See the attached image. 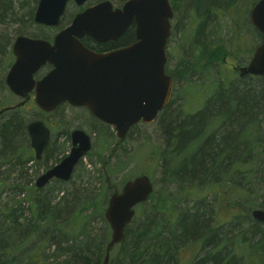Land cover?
Wrapping results in <instances>:
<instances>
[{"label":"trees","instance_id":"1","mask_svg":"<svg viewBox=\"0 0 264 264\" xmlns=\"http://www.w3.org/2000/svg\"><path fill=\"white\" fill-rule=\"evenodd\" d=\"M256 1L186 0L185 8L192 14L196 32L194 40L198 41L212 13L217 16L220 9L233 15V39L241 38L242 30L236 25L244 24L245 13ZM12 2L0 0V23L12 13ZM172 2L176 8V1ZM34 3L37 1L34 0ZM35 6L30 8L29 21L33 20ZM241 11L240 19L237 12ZM194 17L198 20L197 25ZM42 35L37 34L35 37ZM130 36L127 30L114 43H95L88 37H83L81 41L94 51H102L107 46L126 42ZM42 37L49 39L46 34ZM1 43L0 39V54L8 64L12 54ZM205 45L203 42L202 48ZM238 77L243 81L242 77ZM247 77L254 78L255 75ZM256 77L261 78L264 84L263 77ZM243 84L236 91L234 88L226 92L216 90L204 101L203 107L193 114L182 117L168 115L171 99L160 111L156 121H161L164 137L165 149L160 153L163 156V176L169 183L186 186L189 192L200 190L205 194L200 197L187 195L188 204L178 208L175 204L170 207L166 197L155 196L153 190L147 201L137 205L139 213L136 215L135 212L126 226L123 240L111 250L110 255L115 253L116 258L109 257L108 264H180V251L190 245H198L201 255L192 258L188 264H264V223L250 216L252 208L264 209V165L260 162V156L264 153V127L259 129L256 138L248 140H242L241 132L236 130L238 127L235 123L241 127L246 119L252 121L258 107L256 93L252 87ZM216 117L227 119L228 124H222L216 131L207 130ZM100 124L107 127L102 122ZM24 129L26 125L23 119L16 112L12 113L0 125V143L11 148ZM97 132L102 133L103 130L98 129ZM50 148L51 144L46 147V151L49 152ZM91 149L88 153H91ZM109 157L98 152L100 168L96 173L86 169L81 159L72 176L79 179V175H85L89 179L90 174H97L100 179L104 177L109 188ZM48 167L46 165L45 169ZM69 181L55 182L61 185ZM259 183L262 184V191L255 195L252 185ZM220 187L222 189L219 191L217 188ZM210 193L216 195L215 202L208 200ZM104 202L103 193L88 191L86 194L77 189L72 192V200L66 205L60 202L61 207L57 210L56 205L46 201H42L43 206L38 209L33 204L32 217L23 224L19 221V207L5 208V212L0 214V264L7 262L10 251L13 256L11 260L18 259V255L15 256L18 246L11 243L20 231L22 243L28 242L30 235L37 232L42 235L39 243L48 242L53 248L52 253L45 255L36 249L30 256L21 259L22 264H101L110 229L108 226L107 232L100 237L92 236L89 223L92 216L98 215L108 225L103 215ZM88 209L90 212L84 214L83 211ZM243 223H247L245 228ZM49 258L52 260L47 262Z\"/></svg>","mask_w":264,"mask_h":264},{"label":"rangeland","instance_id":"2","mask_svg":"<svg viewBox=\"0 0 264 264\" xmlns=\"http://www.w3.org/2000/svg\"><path fill=\"white\" fill-rule=\"evenodd\" d=\"M110 1L120 5L125 0ZM175 1L173 29L167 41L165 63V72L173 77V92L168 115L176 114L182 117L193 114L203 107L204 101L216 90L225 91L228 89L229 91L234 88L236 91L237 87L240 90L245 83L247 87H252L256 93L258 107L252 121L248 122L247 120L250 119H246L241 127L236 123L235 126L238 127L236 130L239 129V133L241 132L242 140L256 138L259 129L264 127V84H262L261 78L256 76L250 78L245 75L241 81L238 77V70L234 71L230 67L233 63L247 64L254 47L261 40V36L249 20L250 9L245 13L244 24L236 25L242 30L241 38L233 39V15L231 16L224 9H220L217 16L212 13L204 27V32L200 34L197 41L193 37L196 32L193 28L192 14L190 15L188 9L185 8L186 0ZM34 5H36L34 0H13L12 13H9L8 17L0 23L1 45H5L8 52L11 53V44L17 35L35 37L37 34H46L49 35V39L43 38V35L38 38L51 41L56 32L69 24V17L76 12V5L69 2L59 25L46 27L34 23L33 20H28V13ZM237 14L241 19L242 11ZM194 20L197 25L198 20L195 17ZM203 42L207 45L202 48ZM4 59L0 54V109L18 102L4 84L6 72L14 59L13 55L8 64L4 62ZM14 112L23 119L25 125L32 119L41 118L47 125H51L49 127L52 134L49 152L38 161L33 158L25 129L17 136L14 146L11 148H6L0 143V214L5 212L7 207L10 209L19 207V212L21 211L19 221L22 224L32 217L33 204L38 209L43 206L42 201H46L50 205H56L57 210L58 207H61V203L66 205L72 200V192L77 189L86 194L88 191L95 194L103 193L105 206L113 188L119 190L126 180L141 174L149 176L153 183L155 196L166 197L170 207L175 204L178 208H184L188 204L187 195L200 197L205 194L200 190L189 192L185 189L186 186L169 183L163 176V156L160 153L165 149V146L160 120H155L150 124L139 123L128 131L123 140H118L111 126L103 127L84 108L62 104L50 114L38 116L35 104L26 103L24 107L3 113L0 116V125ZM216 118L207 130L216 131L222 124H228L227 119ZM75 128L84 130L91 138V153L86 154L82 159V165L86 169H92L96 173V170L100 168V163L97 160L98 152L104 156H110L108 164L110 187L107 188L104 177L100 179L97 174H90L89 179L85 175H79V179L74 175L68 183L60 185L52 181L44 188L34 190V181L45 169V166L55 164L67 155L70 147L67 135ZM98 129L103 132H97ZM116 142L118 146L116 145L117 147L112 150ZM260 162L264 165V153L260 156ZM256 185H252L255 195L262 191V184ZM217 189L220 191L222 188ZM208 200L215 202L216 195L210 193ZM58 203L60 204L58 205ZM89 212L90 209L83 211L84 214ZM135 212L138 215L139 208L136 207ZM67 217L65 218L67 219ZM89 225H91L90 235L92 236L100 237L108 230V225L98 215L90 218ZM246 226L247 223H243V228ZM21 234V231L19 234H15L11 243L18 246L15 254V256L18 255V259L11 260L13 256L10 251L5 264H22L21 259L30 256L36 249H39L40 253L44 255L52 253L53 248L48 242L39 243L41 234L37 232L31 234L28 242L24 243L20 241ZM108 239L109 236L106 241ZM39 246L41 247L39 248ZM200 255L198 245L187 246L180 251L179 263L188 264L192 258ZM110 257L116 258V254L112 253ZM51 260L49 258L47 262ZM53 260L56 259L53 258Z\"/></svg>","mask_w":264,"mask_h":264},{"label":"water","instance_id":"3","mask_svg":"<svg viewBox=\"0 0 264 264\" xmlns=\"http://www.w3.org/2000/svg\"><path fill=\"white\" fill-rule=\"evenodd\" d=\"M68 1L37 0L34 23L58 26ZM73 1L80 6L87 0ZM172 16L169 0H126L119 8H112L111 2L104 0L77 12L51 41L17 35L11 44L14 59L5 75L8 89L24 98L14 106L23 105L31 91L36 106L45 112L63 102L85 106L93 117L113 128L118 140H123L132 126L154 122L171 99L173 80L165 72V45ZM249 20L261 40L247 64L238 68V75L264 78V0L251 6ZM131 24L135 41L128 46L100 53L81 41L83 37L95 42L116 40ZM46 64L52 68L35 81L33 74ZM8 108L0 109V114ZM26 131L34 158L39 160L49 141V129L35 119L27 123ZM70 141L67 155L36 177V188L52 179L70 180L75 166L90 150L91 138L75 128ZM153 189L145 174L126 180L119 190L113 188L103 213L110 236L101 264H108L111 250L123 240L126 226L135 215V206L147 201ZM250 216L264 223V209L252 208Z\"/></svg>","mask_w":264,"mask_h":264},{"label":"flooded vegetation","instance_id":"4","mask_svg":"<svg viewBox=\"0 0 264 264\" xmlns=\"http://www.w3.org/2000/svg\"><path fill=\"white\" fill-rule=\"evenodd\" d=\"M100 1H104V0H94V1H92V0H87L83 5H76L75 3H74V1L73 0H69L68 2H67V4L69 3V2H72V3H74L75 5H76V12L72 15V17H71V19L73 18V16L77 13V12H79V11H81V10H83L84 8H86V7H89V6H92V5H95V4H97L98 2H100ZM110 1V0H109ZM126 1V0H125ZM124 1V2H125ZM111 2V4H112V8H119V7H121L122 5H123V3H121L120 5H116V4H114L112 1H110ZM169 2H170V4H171V6H172V11H173V2H172V0H169ZM67 6V5H66ZM173 15H174V11H173ZM71 19H70V21H71ZM173 19V16H172V18L170 19V34H169V36H168V38H167V40H166V45H165V52H166V56H167V41H168V39H169V37H170V35H171V32H172V29H173V25H172V20ZM129 31L130 33H131V36H130V38L126 41V42H123V43H117L116 45H114V46H107V48H105L104 50H102V51H96V52H100V53H102V52H108V51H111V50H114V49H117V48H121V47H124V46H128V45H130L131 43H133L134 41H135V28H134V24H131L126 30H125V32L126 31ZM124 32V33H125ZM124 33L119 37V38H117L116 40H110V41H106V42H95L94 40H92V41H94L95 43H102V44H104V43H114L115 41H117L118 39H120L123 35H124ZM166 63V62H165ZM241 66H243V65H238V64H232L230 67L235 71V70H238V68L239 67H241ZM52 68V66L51 65H49V64H46V65H44V66H42V67H39L36 71H35V73L33 74V79L35 80V81H37V80H39V79H41L50 69ZM246 76H249V75H246ZM244 77V76H243ZM172 80H173V77H172ZM4 84H5V86L7 87V85H6V83H5V78H4ZM8 88V87H7ZM9 90V89H8ZM10 91V90H9ZM10 93L14 96V98H16L17 100H18V102L17 103H19V102H21L22 100H24V98L23 97H21V96H19V95H16V94H14V93H12L11 91H10ZM26 103H33V104H35V101H34V93H33V91H31V92H29V97H28V99L24 102V104L23 105H21L22 107H24L25 106V104ZM62 104H68V103H66V102H63V103H61L60 105H62ZM15 105V104H14ZM14 105H9V106H5V107H9L7 110H4V111H8V110H12V109H14V108H16V107H19V106H14ZM60 105H58L56 108H58ZM68 105H70V104H68ZM70 106H72V105H70ZM35 107H36V110H37V112H38V116H43V115H47V114H50L51 112H53L55 109H53V110H51V111H48V112H45V111H43V110H41V109H39L37 106H36V104H35ZM72 107H80V108H84L86 111H88L89 112V110L85 107V106H72ZM4 107H2L1 109H3ZM3 111V112H4ZM89 114L91 115V113L89 112ZM92 116V115H91ZM92 118H94V119H96L95 117H93L92 116ZM35 119H39V120H41L43 123H44V125L49 129V141H48V143H47V145L45 146V148H44V150H43V152H42V157L39 159V160H41L42 158H43V156L45 157V155L47 154V151H46V147L49 145V144H51V137H52V134H51V131H50V127H51V125H50V127H49V125H47L41 118H39V117H37V118H35ZM35 119H32V120H35ZM97 120V119H96ZM31 121V120H30ZM27 125V124H26ZM71 133V132H70ZM70 133L67 135V136H69V140H70ZM28 135V134H27ZM28 138H29V136H28ZM117 142L115 143V145H114V147H113V149L112 150H114V148H116L117 146ZM29 146H30V141H29ZM70 147H71V141H70ZM70 147H69V149H70ZM30 149L32 150V148L30 147ZM32 152H33V150H32ZM69 152V151H68ZM34 155V154H33ZM52 165H50L49 167H51ZM48 167V168H49ZM48 168H46V169H48ZM46 169H44L42 172H44ZM52 181H57V182H60L59 180H57V179H52L50 182H52ZM49 182V183H50ZM47 185V184H46ZM34 188H36L35 186H34ZM36 189H40V188H36Z\"/></svg>","mask_w":264,"mask_h":264}]
</instances>
